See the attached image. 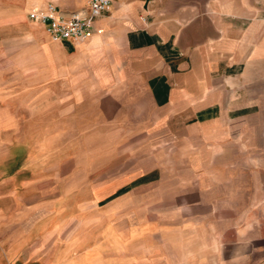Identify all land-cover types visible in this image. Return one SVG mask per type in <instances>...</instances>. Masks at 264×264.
<instances>
[{"label":"crops","instance_id":"0c3cea01","mask_svg":"<svg viewBox=\"0 0 264 264\" xmlns=\"http://www.w3.org/2000/svg\"><path fill=\"white\" fill-rule=\"evenodd\" d=\"M204 1L111 0L93 20L91 36L76 43L53 41L42 24H29L28 19L34 22L29 11L47 1L18 7L0 0V140L9 147L37 144L41 135L31 131L45 123L50 138L58 139L76 106L92 97L95 112L106 120L120 123L132 118L142 129L164 120L167 112H178L185 144L195 140L200 145L202 139L189 138L187 130L202 127L205 107L210 106L218 122L242 132L244 143L233 135L225 138L233 152L220 147L214 151L212 161L222 164L211 170V193L197 192L194 201L196 206L207 201L208 208L196 210L195 218L186 223L195 227L181 229L175 241L185 258L227 257L237 259L234 264H264V0L259 1L260 24L247 26V34L258 28L260 35L255 49L259 56H252V40L247 39V76L239 73L234 57L241 33L235 19L243 8L237 0H208L210 7L214 1L231 7L211 8L205 14ZM251 1L247 0L249 14ZM52 2L64 16L87 8L86 0ZM49 81L53 100L45 107L37 103L45 92L43 83ZM244 82L247 91L240 89ZM29 83L35 84L30 92ZM246 95L247 105H236ZM44 113L51 115L47 121ZM217 141L224 145L220 138ZM216 156L226 157L221 161ZM12 174L6 190L11 203L4 205L5 213L0 207V250L5 259L0 264H106L96 241L82 239L75 228L69 231V215L63 212L68 203L60 202L58 209L54 201L41 197V203L26 208V194L44 193L40 176H28V170ZM20 174L27 178L21 183ZM72 190L58 189L56 194ZM147 231L144 240L138 236L130 264H155L161 254L162 264L171 262L165 253L172 236L158 245Z\"/></svg>","mask_w":264,"mask_h":264},{"label":"rangeland","instance_id":"374dc122","mask_svg":"<svg viewBox=\"0 0 264 264\" xmlns=\"http://www.w3.org/2000/svg\"><path fill=\"white\" fill-rule=\"evenodd\" d=\"M45 1L48 0H11L10 3L19 7L25 3L29 6ZM259 1H251V14L247 11V0L236 1L244 11L240 12V18L235 19V25L241 33L237 34L234 57L238 60L239 73L245 76L247 54L249 57L247 39L252 40V56L255 53L259 56L258 50H255L260 36L258 28L252 34H247V26L260 24ZM208 3V0L203 2L205 14L211 8L225 11L231 7L226 5L227 2L214 1L211 7ZM28 21L31 25H38V22ZM31 85L35 84L29 83V92ZM43 85L45 92L37 104L47 107L53 100L50 97L52 85L50 81ZM240 89L247 91V82L242 83ZM239 99L241 104L236 105H247V95ZM93 105L94 98L82 99L75 113L70 114V120L64 122L65 128L59 131L58 139L50 138L51 131L45 123L38 130L31 131L32 134L41 135L35 140L37 144L9 147L0 140L2 211L7 212L4 205L11 203L10 194L6 191L11 185L10 176L17 170H28V176L41 177L39 185L43 186L44 193L26 194V208L36 202L41 203V197L44 202L54 201L58 209L60 202L68 203L63 207V212L69 215V231L75 228L82 239L96 241L106 264H130L133 246L138 243V236L141 240L145 239L143 235L148 234L147 230L154 234L158 245L172 236V241L168 243L170 248L166 246V257H172L168 264H234L237 259L227 257L185 258L180 254V243L174 237L179 235L181 229L195 227L193 224L186 226V223L195 218L197 211L205 212L208 208L207 201H200V206H196L194 201L197 192H200V196L211 193V170L213 166L222 164L212 161V154L217 153L219 147L222 150L232 148L233 152V146L225 138L235 135L239 139L238 143L243 144L242 132L229 129L227 124L223 125V120L218 122L209 113V106L205 107L202 127L187 130L189 138L202 139L200 145H195V140L186 145L185 135H181L186 131L183 130L178 112H167L164 120L147 122L148 126L142 129L131 121L132 118L124 123H115L110 117L106 120L95 112ZM50 116L47 113L42 115L45 121ZM236 116L247 118V115ZM240 121L243 122L242 119ZM219 138L223 140V146L218 143ZM29 154L31 157L28 158ZM218 157L222 161L226 156H216V160ZM21 176L26 175H18L17 181L20 183L27 179ZM57 187L61 191L73 188L74 192L56 194ZM187 201L194 203L190 206ZM164 257L163 254L156 256L155 264H162ZM4 261V253L0 250V262Z\"/></svg>","mask_w":264,"mask_h":264},{"label":"built area","instance_id":"2783aa9c","mask_svg":"<svg viewBox=\"0 0 264 264\" xmlns=\"http://www.w3.org/2000/svg\"><path fill=\"white\" fill-rule=\"evenodd\" d=\"M86 3L85 11L64 16L52 1H47L35 5L28 16L44 26L51 40H71L78 43L91 36L93 20L109 7L111 0H86Z\"/></svg>","mask_w":264,"mask_h":264}]
</instances>
